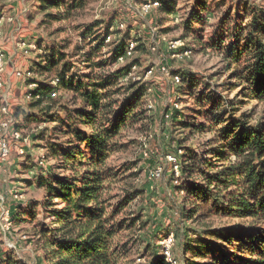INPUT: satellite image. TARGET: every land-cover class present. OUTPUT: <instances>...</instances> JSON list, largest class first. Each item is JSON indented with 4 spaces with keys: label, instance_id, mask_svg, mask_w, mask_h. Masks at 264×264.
I'll list each match as a JSON object with an SVG mask.
<instances>
[{
    "label": "trees",
    "instance_id": "trees-1",
    "mask_svg": "<svg viewBox=\"0 0 264 264\" xmlns=\"http://www.w3.org/2000/svg\"><path fill=\"white\" fill-rule=\"evenodd\" d=\"M36 3L39 11L56 10L46 16L51 22L67 20L83 6V0ZM173 3L165 4L166 13H172ZM204 10L206 0H195L184 27L201 25ZM100 25L95 21L80 27L88 48L79 53L89 74H79L54 44L42 52L34 42L39 50L34 52L42 56L22 72L28 87L35 84L26 93L30 106H40L44 117L55 108L59 114L54 132L58 142L44 145L47 158L57 162V173L39 174L34 182L45 191L42 207L52 219L39 233L47 264H127L132 256L141 264H168L158 242L170 232L181 253L180 264H264V8L244 1L221 14L199 52L218 59L219 74L226 80L213 87L208 78L184 73L179 84L186 87L182 95L194 99V112L180 109L179 91L163 110V123L170 122L177 133L169 137L170 148L163 155L175 158L174 163L164 160L173 195L164 198L168 210L159 214L169 220L166 225L154 216L159 196H145L144 188L129 185L106 164L123 147L122 131L145 119L149 84L132 77L138 60L116 66L117 59L129 41L135 44L134 52L144 46L148 51V41L137 46L131 30L111 31L109 24L99 34ZM109 35L117 38L106 42ZM177 51L190 52L183 44ZM52 90L60 93L51 98ZM45 161L46 155L41 166ZM149 163L150 170L160 165L153 159ZM163 176L164 167L159 179L150 180ZM134 177L131 173L126 178ZM136 199L144 205L130 212L128 206ZM30 211L34 217L35 209ZM185 223L189 225L184 229Z\"/></svg>",
    "mask_w": 264,
    "mask_h": 264
},
{
    "label": "rangeland",
    "instance_id": "rangeland-1",
    "mask_svg": "<svg viewBox=\"0 0 264 264\" xmlns=\"http://www.w3.org/2000/svg\"><path fill=\"white\" fill-rule=\"evenodd\" d=\"M144 1L148 0H83V6L69 19L51 22V18L46 16L54 14L56 10L39 11L36 0H0V12L3 10L11 12L15 22L20 25L19 30L16 23L13 26L4 24L0 27V49L4 52L6 60L4 87L0 90V97L8 104L13 127L19 130L24 138H28L23 155H19L16 147L12 146L9 160L6 164H0V264H47L42 246L44 240L39 233L42 228H47L51 224L52 219L42 207L45 191L43 188H37L34 182L39 174L47 177L51 173H57L55 168L57 162L47 158L44 145L47 141L58 142L54 132L58 128V122L55 121H58L59 114L54 112L55 108L52 109L50 116L44 117L40 106L31 107L30 100L26 97L30 90L27 78L12 77V72L16 70L23 72L32 69L42 53L25 51L24 47L19 45L23 41L38 43L43 52L46 46L54 44L66 54V61L73 63L79 74H89L82 65L79 53V50L84 52L88 48V40L81 37L80 27L95 21L101 24L97 31L99 34L104 33L108 24L111 25V31H116L118 24L121 23L123 28L118 30L122 33L131 30L132 38L139 40L137 46L148 41V51L144 46L145 50L144 48L137 50L128 60V62L138 60L140 64L132 71V77H141L143 81L149 83L144 97L145 119L122 131L119 143L123 147L110 155L106 164L113 172H120L119 178H125L129 185L144 188L145 196H151L150 194L159 196L154 210L155 220L164 225L169 221L163 213L159 215L162 210L163 212L168 210L164 205L167 204L164 198H168V194L173 196L172 185L169 184L170 169L164 162L166 159L163 155L170 148L169 137L177 133L172 130L170 122L163 123L162 113L176 91L181 95L182 111L189 108L194 112V99L182 95V91L186 90L184 83L178 87L171 85L170 77L163 75L159 68L164 65L171 72L180 74V82L185 80L183 74L189 72L208 78L213 87L223 83L227 77L219 74L222 67L218 59L209 53H200L199 44L211 37L215 24L227 8L234 10L244 1L264 8V0H206V10L200 14L204 20L201 25L189 30L184 24L195 0H173L170 14L166 13L165 9V4L170 0H158L159 9L144 18H139L134 10L129 9L137 7ZM113 38H117V35L112 36ZM179 39L182 40L179 42L190 51L187 55L180 54L177 50H169V42ZM101 55L107 56V49L102 51ZM60 66L61 64L58 65ZM147 68L153 69L148 76L144 75ZM52 75L45 73L44 77L51 78ZM33 77L38 78L35 74ZM59 93L60 91L57 94ZM148 104H151L152 108H148ZM51 116L55 118L54 121H51ZM42 135L45 139L34 141ZM203 142L205 140L197 144ZM43 154L46 155L45 164L38 166L36 159ZM150 158L159 163L162 170L164 167V176L158 181L149 179L152 165L149 163ZM131 173L136 174V177L127 179ZM118 186L119 183L116 187ZM15 195L21 197L15 198ZM143 205L144 202L136 199L127 210L137 212ZM32 208L36 213L34 217L31 216ZM5 210L10 211L11 225L8 231L4 230V221L1 219V214ZM167 215L170 216L169 213ZM188 225L189 223H185L184 229ZM7 244L13 247L9 248ZM173 256L180 261L181 253L176 245ZM128 260L127 264L142 263L137 256H132Z\"/></svg>",
    "mask_w": 264,
    "mask_h": 264
},
{
    "label": "built area",
    "instance_id": "built-area-1",
    "mask_svg": "<svg viewBox=\"0 0 264 264\" xmlns=\"http://www.w3.org/2000/svg\"><path fill=\"white\" fill-rule=\"evenodd\" d=\"M159 2L155 0H148L140 3L137 7L132 8L135 12V15H137L139 18H144L148 16L153 10L157 9L159 7ZM15 22V18L13 15H11V12L3 10L0 12V27L4 24H11ZM118 29L123 28V24H118ZM111 30V29H110ZM112 39V35H109L106 37V42H110ZM134 43L132 41H129L128 45L125 48V51L122 56H120L117 59L116 66L123 65L126 63L127 60H129L132 55L134 54ZM19 46L24 47L25 51H38L37 47L34 43H25L24 41L20 43ZM182 44L179 41L175 42H169L168 48L169 50L175 51L179 47H181ZM154 48H152L153 50ZM188 52H183V55H187ZM6 69V60H5V54L0 49V90L4 87V80L3 76ZM153 69H148L144 75L148 76L152 73ZM160 71L163 75L169 76L167 68L162 65L160 67ZM24 74L20 70H16L12 72V77L14 78H22ZM28 76V75H27ZM133 79L139 80V78L133 77ZM171 85L176 86L180 83V80L178 77H170ZM35 84H30V88H34ZM56 91L52 90L50 92V97L54 98L56 96ZM148 108H152L151 104L147 105ZM165 118H168V115H165ZM28 142V138H24L19 130H17L15 127H13L12 121L10 119V113L8 104L4 101L2 97H0V164H6L11 156V150L12 146H15L18 150L19 155H23L25 152V146ZM165 159L169 163H174L175 158L172 155H166ZM44 162V155H40L37 158V164L38 166H41ZM174 172L175 175H177V167L174 166ZM162 174V167L160 165L154 166L149 171V179L157 180L160 178ZM15 198L21 197L20 195L14 196ZM10 211L5 210L1 214V219L4 221V230L8 231L10 228V218H9ZM175 243V238L173 233H168L164 237L160 239L158 242V245L161 250V255L164 259V261L168 264H180L179 261L174 258L173 256V247ZM7 247H13L10 244H7Z\"/></svg>",
    "mask_w": 264,
    "mask_h": 264
}]
</instances>
